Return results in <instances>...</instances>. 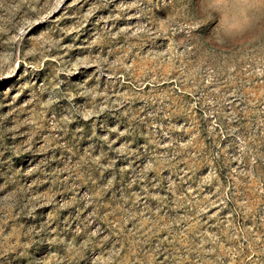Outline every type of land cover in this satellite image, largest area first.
Returning a JSON list of instances; mask_svg holds the SVG:
<instances>
[{
    "label": "clouds",
    "instance_id": "clouds-1",
    "mask_svg": "<svg viewBox=\"0 0 264 264\" xmlns=\"http://www.w3.org/2000/svg\"><path fill=\"white\" fill-rule=\"evenodd\" d=\"M0 264H264V0H0Z\"/></svg>",
    "mask_w": 264,
    "mask_h": 264
}]
</instances>
